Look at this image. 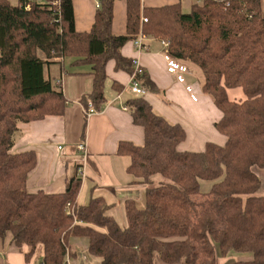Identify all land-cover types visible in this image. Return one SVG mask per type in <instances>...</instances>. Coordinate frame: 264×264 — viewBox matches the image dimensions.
Masks as SVG:
<instances>
[{
	"label": "trees",
	"instance_id": "obj_1",
	"mask_svg": "<svg viewBox=\"0 0 264 264\" xmlns=\"http://www.w3.org/2000/svg\"><path fill=\"white\" fill-rule=\"evenodd\" d=\"M116 1L99 0L92 29L80 32L73 0H0V240L11 234L16 248L28 247L27 261L41 247L44 264H66L74 255L72 239L82 237L100 264H157L156 255L166 264H216L218 252L253 254L230 264H264V193L257 172L264 169L263 0H204L189 12L180 3L127 0L121 35L113 33ZM141 33L169 41L173 57L202 70V89L222 114L215 128L226 142L180 151L184 126L158 113L145 96L129 98L145 141L122 140L117 154L131 158L128 173L147 187L142 203L125 202L128 225L122 227L104 196L78 201L77 170L62 192L30 191L37 151L14 146L21 124L65 114L69 100L46 77L47 66L56 58L89 65L93 88L81 102L100 110L107 64L114 60L117 70L132 73L133 59L123 48ZM140 79L146 90L159 91L146 72ZM112 88L121 93L125 85L115 80ZM238 88L245 98L231 99L228 91ZM158 175L167 181L151 186ZM201 180L214 181L210 190H201Z\"/></svg>",
	"mask_w": 264,
	"mask_h": 264
},
{
	"label": "crops",
	"instance_id": "obj_2",
	"mask_svg": "<svg viewBox=\"0 0 264 264\" xmlns=\"http://www.w3.org/2000/svg\"><path fill=\"white\" fill-rule=\"evenodd\" d=\"M142 1L145 6L180 3L183 11L184 9L189 11L191 6L198 2V0ZM98 4L99 0H73L75 26L78 31L87 32L92 29ZM126 31L127 0H117L113 33L121 35ZM147 42L151 46L148 53L138 55L133 42H129L124 46L123 54L132 59L139 57L148 77L157 85L158 92L147 90L145 95L154 109L171 122L179 123L186 129L187 139L178 148L182 151L199 152L205 150L210 141L224 144L226 137L215 128V122L222 114L213 98L204 93L202 85L197 83L196 75L199 74L197 67L189 65L192 73L188 76V82L193 85L199 96V100L194 101L185 86L167 72L162 54L164 48L162 41L149 36ZM54 61L48 66L49 78L55 84L60 82L69 100L65 114L21 124L14 146L15 151L28 149L37 151L38 164L30 174L29 190L64 191L68 179L76 173L83 160H86L87 177L82 183L78 201L86 204L93 197L104 196L112 204L109 213L122 227H126L128 218L125 202L128 199H134L142 203L147 187L144 183L134 182L133 176L128 173L127 168L131 158L117 154L118 144L122 140H129L139 145L145 141L143 127L134 123L130 108L129 110L123 108L124 103L133 97L125 95L126 89L130 91L128 87L130 73L117 70L115 61H109L107 74L111 87L115 80L124 84L123 96L125 97L118 99V92L114 89V97L109 98L105 93L106 103L98 113L87 117L81 99L93 88L94 77L90 73L91 67L89 65L90 68L86 65L75 66L72 64V58H56ZM228 93L231 99L245 98L240 88L231 89ZM81 141H86L87 144L85 159V155L77 149ZM257 172L262 181L260 191L262 194L264 193V169H259ZM88 244L89 241L85 237L72 239L74 255L70 257L71 264H100V260L88 253ZM27 250L26 246L22 250L16 248L12 244V235L9 234L4 240H0V264H35L37 254L31 261H27L25 257ZM252 258V253L231 252L229 255H222L218 252L216 264H230L237 260ZM160 264L166 263L160 260Z\"/></svg>",
	"mask_w": 264,
	"mask_h": 264
},
{
	"label": "built area",
	"instance_id": "obj_3",
	"mask_svg": "<svg viewBox=\"0 0 264 264\" xmlns=\"http://www.w3.org/2000/svg\"><path fill=\"white\" fill-rule=\"evenodd\" d=\"M34 1V0H32ZM38 2L44 1V0H35ZM57 2V1H56ZM199 3L204 2V0H198ZM144 21H148L147 18H143ZM149 36L147 34L141 33L137 38L134 39L133 44L135 46V49L137 51L138 55H142L144 53H148L151 50V46L147 42V39ZM163 44V57L166 63V70L167 72L174 76L176 81L183 84L185 86L186 91L190 94V97L194 101L199 100L198 94L195 92L194 87L191 83L188 82V76L192 73L191 68L188 64L184 63L183 61L173 57L169 50V41L165 40L162 41ZM133 65L134 70L132 73H130V83H129V90L132 94L135 96H145L147 94V90L142 85L141 77L145 73V69L142 66L141 60L139 57H135L133 59ZM60 85V82L58 83ZM118 99L123 98V92L117 94ZM125 105L123 108L125 110H129V106L124 103ZM86 116L89 117L92 114L98 113L99 110L96 109L94 104L92 102H89L87 107H84ZM77 149L81 151L85 157L87 158V144L86 141H81L77 145ZM78 177L82 180V183L84 179L87 177V161L83 160V163L78 167L77 169ZM67 213L74 214L73 210L71 208H68ZM44 264V263H41ZM66 264L70 263V257H68Z\"/></svg>",
	"mask_w": 264,
	"mask_h": 264
},
{
	"label": "rangeland",
	"instance_id": "obj_4",
	"mask_svg": "<svg viewBox=\"0 0 264 264\" xmlns=\"http://www.w3.org/2000/svg\"><path fill=\"white\" fill-rule=\"evenodd\" d=\"M12 2L13 3H16L17 2V0H12ZM190 11V10H189ZM187 9L185 10L184 9V12H189ZM111 63V62H110ZM87 67H89L88 65H86ZM197 67V66H196ZM90 68V67H89ZM91 69V68H90ZM197 69L199 70V74L198 75H196V79L198 80L197 81V83H199L200 85H203V82H204V75H203V72H202V70L199 68V67H197ZM45 75H46V77L47 78H49V73H48V66L45 68ZM52 78H53V76H52ZM114 90H113V88L111 87V81L109 80V79H107V82H106V90H105V93H106V95L107 96H109V98L110 97H114L115 96V93L113 92ZM201 93H203L202 92V90H201ZM126 96H133L134 97V95L133 94H131L130 93V91H128V89H126V94H125ZM125 95L123 96V97H125ZM163 94L161 93V96H162ZM180 150V149H179ZM180 151H182V150H180ZM167 180L165 179V178H163L162 176H154V182L151 184V186H158V185H160L161 183H163V182H166ZM213 183H214V181H209V180H201V190L202 191H208V190H210V188H211V186L213 185ZM31 191V190H30ZM89 202V201H88ZM28 248V247H27ZM217 248H219L218 247V244H217ZM42 248L40 247L39 248V250H38V253H37V255L35 256L36 258H35V264H40V262H41V259H42ZM156 263L157 264H160V259H159V257H158V255H156Z\"/></svg>",
	"mask_w": 264,
	"mask_h": 264
}]
</instances>
